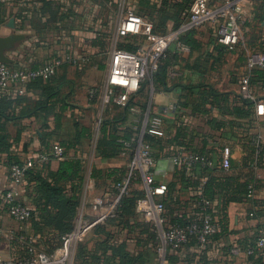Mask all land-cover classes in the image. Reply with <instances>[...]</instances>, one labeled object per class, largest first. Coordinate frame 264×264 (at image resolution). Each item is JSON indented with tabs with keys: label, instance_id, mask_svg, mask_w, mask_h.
I'll use <instances>...</instances> for the list:
<instances>
[{
	"label": "trees",
	"instance_id": "16d2710c",
	"mask_svg": "<svg viewBox=\"0 0 264 264\" xmlns=\"http://www.w3.org/2000/svg\"><path fill=\"white\" fill-rule=\"evenodd\" d=\"M133 2L139 6V12L143 18L154 22L155 32L162 33L169 29L167 27L168 21H173L174 25L170 27L172 29L178 28L182 24L189 14L193 0H159V4L155 0H134ZM257 16L264 20V13L257 14ZM1 21L2 19H0V23ZM198 28L185 31L181 34L180 40L192 49L202 51L205 48L203 53L205 58L203 61L199 60L197 69L206 81L193 86L174 85L182 91L180 104L182 106L191 105L192 110L198 114H206L211 109L218 108L221 113L233 116L234 119L230 121L232 123L237 122L234 120L248 119L249 123L252 124L256 117L255 102L243 98L241 94L219 89L212 83L210 75V72L216 71L219 65L225 63L227 53H237V48H240L242 43H238L235 46L236 48L234 47L235 49L230 51L227 46L219 43L216 37H210L206 41L202 40L199 37ZM108 37L110 38L111 34ZM144 42L145 38L142 36L124 35L118 47L135 52ZM95 44L99 46L101 52L109 49V42L101 37H98ZM211 45L213 46L212 49L210 48ZM246 52V48L240 50L238 60L241 64L247 63L248 55ZM176 53H178L177 49H170L167 57L161 61L159 70L153 74L155 85L158 81H166L170 56ZM56 74L47 79L41 78L32 82L29 89H33L39 94L37 99L22 96L14 101L0 100V158L5 153L9 154L8 167L13 163H22L17 156L10 155V153L13 142L20 141L23 128L20 127L16 135L12 136L9 130L10 122L16 124L17 120L35 119L40 123L39 130L43 134L42 145L46 149L44 151H50L53 145L52 142L56 140H59L58 143L65 149L62 159L51 158L42 164L33 162L28 167L25 175L24 183L26 182L27 189L31 190L33 200L29 226L33 233L31 236L37 238L32 245L37 250L47 253H53L61 247L63 236L74 229L88 172H91L95 189L105 188L104 190L113 193L116 192L114 185L121 181L128 172L125 166L98 167L96 164L89 166L83 141L92 138L94 141L93 157L95 156L103 161L119 157L122 153H129L131 160L136 149V142L131 141V139L140 131L143 119L147 111L150 110L146 99L141 102L135 100V97L142 93L145 88L146 83H143L141 88L131 96L126 106L122 107L115 104L118 106L116 108L118 112H108L101 119L96 135L91 128L79 121L78 115L73 113L75 105L70 102L67 94L63 92V83L56 77ZM247 74L250 77L251 86L262 90V93L256 96L264 99V67L250 69ZM97 99V97L93 98L92 103H97ZM69 111H72V114L69 122H67V112ZM67 123L71 124L70 128L73 132L65 137L62 131L67 130ZM182 136L180 132L170 138L145 133L144 141L150 143L156 160L163 157H172L176 154L179 150L164 151L166 148L175 145L181 147V149L204 155L212 161L211 165L197 163L190 169L185 166H177L179 182L187 183L195 192L191 199L196 205L198 214L201 211L199 201L203 197L212 204L215 201L218 202V213L214 207H212V210L215 215L216 213L219 214L218 220L222 231L220 233L218 231L212 238L228 230L226 211L231 203L250 201L252 208L248 212V218H263L264 198L259 196V192H264V143L256 142L258 139L253 135L247 134L242 137V142L245 145L244 168H246V171L236 173V171H224L221 167V158L218 157L215 160L207 153L190 144L188 145L181 139ZM126 142L129 144L127 145ZM53 162H56V164H53ZM199 169L206 173L204 175L205 180H200L199 176L196 177ZM140 178L138 176L131 181L130 190L121 197L115 215L103 224H98L91 229L96 234L105 235V238L97 242L92 249H89L87 241L83 240L77 243L74 264H160L156 252V225L152 221L137 219L139 215L137 211L138 200L147 195L146 188L137 189L133 186V183ZM152 184L157 185L156 183ZM176 184L174 182L167 186L168 195L174 202H178L172 195L173 191L177 189ZM163 197L160 200L164 202L167 210H171L172 207L168 203V199L166 196ZM2 205L6 209L3 202ZM173 220V222L179 224H187L191 221L181 218ZM256 227L258 229L256 236L244 242L234 243L231 250L234 245H239L243 249L250 245L264 230L263 224L258 223ZM121 230L135 236L132 238L137 240V244L142 246L143 250L138 254L128 251L127 241L118 240ZM138 232L140 235H136ZM30 238L27 235L24 237L26 254L23 257L27 256ZM192 243L194 244L195 241H191L189 244ZM249 257H257L261 264H264L261 255ZM179 261L177 254L168 250L166 264H181L178 263ZM205 264L208 263L205 262Z\"/></svg>",
	"mask_w": 264,
	"mask_h": 264
},
{
	"label": "crops",
	"instance_id": "0c3cea01",
	"mask_svg": "<svg viewBox=\"0 0 264 264\" xmlns=\"http://www.w3.org/2000/svg\"><path fill=\"white\" fill-rule=\"evenodd\" d=\"M105 0H0V36L13 37L10 48L5 52L13 60L10 65L20 68H36L50 59L62 56L65 53H72L76 56H87L88 61L80 66L64 64L59 68L56 77L63 83V92L68 96L71 103L75 105L74 114H80L88 111L93 104L89 97L90 87L86 86L88 82L85 78L84 70L90 59H94L99 52V46L95 44L98 37L109 42L108 35L115 30L116 22L113 15L107 16L102 11V2ZM158 4L159 0H155ZM264 13V1L253 0L245 3V19L243 24L256 30L258 33L264 34V20L260 19L257 14ZM15 20V26L10 27L8 23L10 19ZM242 24V27H243ZM173 21L167 22V27H172ZM199 37L206 41L208 38H215V31L206 34L202 30V26L198 29ZM242 30V29H241ZM214 33V34H213ZM105 35V36H104ZM240 43V42H239ZM110 44V42H109ZM236 46V45H235ZM234 46V47H235ZM111 47V46H110ZM187 51H178V53L170 56L168 63V76L166 81H158L155 85L153 75L149 76V85H145L142 93L135 97V100L148 102V109L152 114H160L163 116L164 135L162 137H172L177 132L183 136L181 139L188 145L196 147L198 150L207 153L215 160L221 158L227 153L230 157L232 168L222 169L226 172L241 173L246 171L244 168L245 145L242 137L248 135L255 136L261 143H264V116H259L254 108L255 118L250 124L248 119L234 120L236 123L230 122L233 116L223 114L218 108L211 109L206 114H198L192 110V106H182L181 89L176 84L198 85L206 81L197 69L199 60H204V49L197 50L188 46ZM229 48V49H234ZM112 48V47H111ZM212 49L213 46L211 45ZM209 48V50H210ZM175 49V48H174ZM111 50V49H110ZM176 55V56H175ZM236 66L232 70L225 71L228 61L219 65V68L210 72L211 81L219 89L231 91L240 94L241 78L247 74L250 69L247 63H240L235 59ZM77 70V75L73 71ZM86 79V80H85ZM20 95L16 88H10L0 91V100L14 101L19 97L27 96L37 99L39 94L35 90L29 89ZM149 86V88H148ZM196 90V89H195ZM194 90V91H195ZM251 91L255 95L262 93L258 87L251 86ZM99 95V94H98ZM146 95V97H144ZM96 98V97H95ZM72 111L67 112V122L70 120ZM9 123V130L12 136L16 135L17 130L22 127V133L19 142H13L10 155L17 156L22 162L29 163L38 162L37 153L46 150L42 145V132L39 130L40 123L35 119H23ZM53 125V123H51ZM11 141H13L11 139ZM58 143L53 141L52 144ZM181 147L172 145L164 151L180 150ZM183 149V148H182ZM8 156L5 153L0 158V227L3 233H0V259L13 258L19 259L26 254L24 247L25 235L31 236L33 233L29 226V221L19 223L14 220L2 205L3 195L9 187L11 180L8 167ZM98 167H120L125 166L129 169L130 154L122 153L119 157L110 158L103 161L100 158H94ZM56 164V162H53ZM178 167L175 165L171 157H163L156 160L150 180L152 183H166L167 186L176 182V191L172 195L174 202L168 195V188L163 196L168 199V203L172 207L171 210L166 209L167 219L193 220L199 217L192 196L195 193L190 185L179 182L177 177ZM189 174V173H188ZM191 175H195L190 173ZM206 173L198 170L196 177L205 180ZM23 191L27 189V183L23 185ZM22 199L26 203V197ZM106 193L112 196L114 193L104 189H90L87 197V205L85 213L91 215L89 208L91 199L99 194ZM259 196L264 198V192H259ZM163 197V198H164ZM180 201V202H179ZM29 204V203H28ZM216 212L218 202H213ZM252 208L250 201L241 203H231L227 208L228 230L211 238L204 248H199L195 243L188 244L181 249L174 251L177 254L178 263L181 264H261L257 257H249L244 253L235 255L232 253L231 247L236 242H244L257 235V224H263L264 217L260 219H249L248 212ZM219 217V214H217ZM137 219L148 221L141 214ZM222 231L220 226L219 233ZM25 234V235H24ZM136 235H140L138 232ZM121 230L118 240L127 241V249L133 254H138L143 247L137 244V240L132 238ZM105 238L103 234H96L92 230L88 231L81 241H87L89 249L94 248L95 244ZM80 241V242H81ZM76 256V250H75ZM75 262V257H74ZM73 262V264H74ZM166 264V263H165ZM168 264V263H167Z\"/></svg>",
	"mask_w": 264,
	"mask_h": 264
},
{
	"label": "built area",
	"instance_id": "2783aa9c",
	"mask_svg": "<svg viewBox=\"0 0 264 264\" xmlns=\"http://www.w3.org/2000/svg\"><path fill=\"white\" fill-rule=\"evenodd\" d=\"M253 0H193L189 14L178 28H169L165 32H155L154 22L137 16L134 9L127 7L120 13L116 20V40L110 50L109 62L106 72L105 92L103 101L113 102L118 106H126L131 96L142 85L143 80L159 70L161 61L167 57L170 49L187 51L188 45L180 40L182 33L189 29L198 28L210 22L214 24V33L219 43L233 48L240 41L242 24L245 19V3ZM121 35H138L145 38V42L137 51L132 52L118 47V39ZM88 61V57L76 56L65 53L62 56L53 57L47 63L36 68L13 67L10 64L0 62V91L16 88L20 95L26 92L27 86L38 80L47 79L55 75L59 68L68 63L80 66ZM247 66L249 69L264 67V50L251 51L248 54ZM99 94L96 88L89 90V97L93 99ZM240 94L243 98L255 102L256 113L264 116V99L258 98L251 91L250 77L245 74L241 78ZM148 133L155 136H163V116L152 114L147 111L141 129L131 141L136 142V149L130 160V166L124 178L117 182L114 187L116 192L112 196L106 193L95 195L89 202L91 215H86L87 197L90 189L95 188V182L91 178V172L87 174L84 185L82 203L77 216L74 229L63 236V244L53 253L39 251L32 245L33 237L29 239L27 256L13 259H0V264H73L77 243L94 226L103 224L116 213L119 201L130 190V183L140 176L147 190V195L138 200L137 211L148 221L154 222L157 229L156 252L160 264L166 263L168 250L177 251L195 241L199 248H204L209 240L215 235L220 224L217 215L212 210L213 204L206 198H202L201 211L197 219L187 224H179L169 221L166 216V207L159 196L167 190L166 183L153 185L150 175L156 159L153 156L151 145L144 141V135ZM256 142H259L257 140ZM128 145L129 143L126 142ZM65 149L60 143H54L50 151L37 153L39 162L49 161L51 158L60 160L64 157ZM177 166H185L190 169L195 164L211 165L212 161L206 156L196 152L179 150L171 157ZM29 163H13L9 167L11 183L3 195V203L9 215L19 223L29 221L32 214V206L22 199L23 185ZM221 166L229 169L230 157L223 155ZM0 233L3 228L0 227ZM232 253L247 256H262L264 259V230L245 249L234 245Z\"/></svg>",
	"mask_w": 264,
	"mask_h": 264
},
{
	"label": "rangeland",
	"instance_id": "374dc122",
	"mask_svg": "<svg viewBox=\"0 0 264 264\" xmlns=\"http://www.w3.org/2000/svg\"><path fill=\"white\" fill-rule=\"evenodd\" d=\"M106 2H102V11L103 13L107 16L113 15L114 17V21L116 22V20L118 19L120 13H122L124 11V9H126L127 7H131L132 9H134V11L136 12L137 16H141V13L139 12V6H137L133 1L134 0H105ZM200 28V27H199ZM198 28V29H199ZM213 32L214 31V24L208 22L206 24H204L202 26V30H204V32H206V34H209L210 31ZM105 36V35H104ZM116 29L114 30V32L111 34V37L108 38L110 44H109V49L107 51H96L97 52V56L94 59H90V61L88 62V64L86 65V69L84 70V73L86 74L85 78L87 79L88 82L86 86L90 87V88H96L99 92V95L97 96V100L98 102L95 104H92L89 108L88 111H84L83 113L77 114L79 117V121L84 123V125H86L87 127L91 128L93 133L97 135L98 132V128H99V123L101 121V119L103 117H105L108 112L110 113H116L118 112L116 108H118V106H116L113 102H105L103 101V95L105 92V82H106V72H107V66H108V62H109V55H110V49L111 47L114 45L115 40H116ZM123 35H121L118 39V44L119 42L123 39ZM240 43H242V46L239 48H237V53L234 52H228L227 53V61L228 64L225 69V71L227 70H232L234 69V67L236 66V62L235 59H237L240 50L242 48H246V53L247 55L251 52V51H256L259 49H263L264 50V34L263 33H258L256 32V30L251 29V27H249L246 22L243 24L241 33H240ZM111 46V47H110ZM236 48V47H235ZM234 48V49H235ZM231 51V49H230ZM233 51V49H232ZM74 75H77V70L73 71ZM85 79V80H86ZM147 84L149 85V77H146L142 84ZM142 86V85H141ZM149 88V86H148ZM67 130H63L62 134L67 137L68 135H70L73 130L71 127L70 123H67ZM57 142H59V140H56ZM83 147H84V151L88 157V161H89V166L90 165H94L95 163V156L94 155V141L92 138L84 140L83 141ZM33 163V162H32ZM31 163V164H32ZM39 164H42L43 162H36ZM106 167V166H105ZM133 186L137 189H144L145 188V183L143 181L142 178H140L138 181H135V183H133ZM97 189H105V188H97ZM23 195H25L26 197V201L33 206V200H32V192L30 189H25L23 191ZM76 223H77V219H76Z\"/></svg>",
	"mask_w": 264,
	"mask_h": 264
},
{
	"label": "water",
	"instance_id": "95a60500",
	"mask_svg": "<svg viewBox=\"0 0 264 264\" xmlns=\"http://www.w3.org/2000/svg\"><path fill=\"white\" fill-rule=\"evenodd\" d=\"M8 26L14 27L15 20L10 19ZM13 42V37H1L0 36V62H4L7 64L13 63V60L6 54V50L11 47Z\"/></svg>",
	"mask_w": 264,
	"mask_h": 264
}]
</instances>
